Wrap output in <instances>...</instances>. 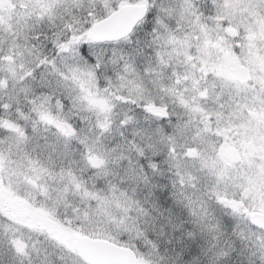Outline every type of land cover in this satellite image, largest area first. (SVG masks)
<instances>
[{
  "label": "snow or ice",
  "instance_id": "snow-or-ice-1",
  "mask_svg": "<svg viewBox=\"0 0 264 264\" xmlns=\"http://www.w3.org/2000/svg\"><path fill=\"white\" fill-rule=\"evenodd\" d=\"M0 264H264V0H0Z\"/></svg>",
  "mask_w": 264,
  "mask_h": 264
}]
</instances>
